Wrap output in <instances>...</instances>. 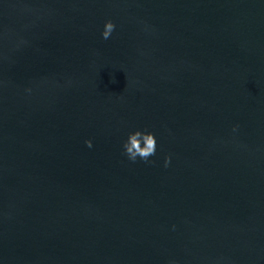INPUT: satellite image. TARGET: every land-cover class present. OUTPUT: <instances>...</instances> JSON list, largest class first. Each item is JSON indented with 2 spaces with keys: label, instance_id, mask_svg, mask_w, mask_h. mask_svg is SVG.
Masks as SVG:
<instances>
[{
  "label": "water",
  "instance_id": "obj_1",
  "mask_svg": "<svg viewBox=\"0 0 264 264\" xmlns=\"http://www.w3.org/2000/svg\"><path fill=\"white\" fill-rule=\"evenodd\" d=\"M0 264H264V0H0Z\"/></svg>",
  "mask_w": 264,
  "mask_h": 264
},
{
  "label": "clouds",
  "instance_id": "obj_2",
  "mask_svg": "<svg viewBox=\"0 0 264 264\" xmlns=\"http://www.w3.org/2000/svg\"><path fill=\"white\" fill-rule=\"evenodd\" d=\"M115 30V25L111 21H107L104 30L101 33L102 39L107 40L110 38L112 32ZM235 131V129H234ZM88 148L92 147L90 140L85 141ZM124 154L129 161L136 162L137 158L144 162H149V157L155 155L156 140L153 134L141 131L129 133L127 140L123 144ZM171 157L165 158V167L170 164Z\"/></svg>",
  "mask_w": 264,
  "mask_h": 264
}]
</instances>
